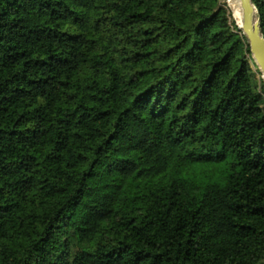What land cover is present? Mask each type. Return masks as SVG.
I'll return each mask as SVG.
<instances>
[{"label": "trees", "instance_id": "trees-1", "mask_svg": "<svg viewBox=\"0 0 264 264\" xmlns=\"http://www.w3.org/2000/svg\"><path fill=\"white\" fill-rule=\"evenodd\" d=\"M252 65L226 0H0V264H264Z\"/></svg>", "mask_w": 264, "mask_h": 264}, {"label": "water", "instance_id": "water-1", "mask_svg": "<svg viewBox=\"0 0 264 264\" xmlns=\"http://www.w3.org/2000/svg\"><path fill=\"white\" fill-rule=\"evenodd\" d=\"M242 15L241 28L246 36L252 58L255 60L261 77L264 80V37L261 34L260 23L256 17V7L252 0H239Z\"/></svg>", "mask_w": 264, "mask_h": 264}, {"label": "bare ground", "instance_id": "bare-ground-1", "mask_svg": "<svg viewBox=\"0 0 264 264\" xmlns=\"http://www.w3.org/2000/svg\"><path fill=\"white\" fill-rule=\"evenodd\" d=\"M227 6L232 14V17L235 21V23L238 26H241L242 24V15H241V9H240V2L239 0H226Z\"/></svg>", "mask_w": 264, "mask_h": 264}, {"label": "rangeland", "instance_id": "rangeland-1", "mask_svg": "<svg viewBox=\"0 0 264 264\" xmlns=\"http://www.w3.org/2000/svg\"><path fill=\"white\" fill-rule=\"evenodd\" d=\"M232 15V14H231ZM233 18V17H232ZM254 60V59H253ZM254 62H255V60H254ZM255 64H256V62H255ZM253 66V65H252ZM256 67H257V64H256ZM256 67L255 66H253V68L254 69H256ZM257 69H258V67H257ZM260 71V70H259ZM261 76V75H260Z\"/></svg>", "mask_w": 264, "mask_h": 264}]
</instances>
